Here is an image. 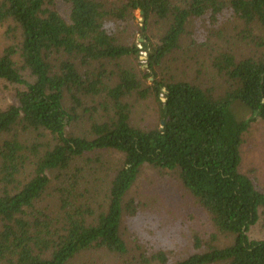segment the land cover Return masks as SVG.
Listing matches in <instances>:
<instances>
[{
	"label": "trees",
	"instance_id": "1",
	"mask_svg": "<svg viewBox=\"0 0 264 264\" xmlns=\"http://www.w3.org/2000/svg\"><path fill=\"white\" fill-rule=\"evenodd\" d=\"M58 1L0 0V26L14 38L0 54V80L23 86L0 111V264H72L92 251L126 257L125 216L139 210L128 197L148 167L176 174L233 243L195 236L189 258L142 252L139 264H264V240L248 236L264 214V190L240 170L244 138L264 121V0H123L115 11L61 0L69 21ZM136 11L141 50L114 30ZM156 18L164 32L154 44L147 27ZM195 20L217 40L235 23L237 47L212 49L227 88L220 97L156 72ZM142 53L143 76L127 62ZM135 95L157 101L159 127L134 126Z\"/></svg>",
	"mask_w": 264,
	"mask_h": 264
},
{
	"label": "rangeland",
	"instance_id": "2",
	"mask_svg": "<svg viewBox=\"0 0 264 264\" xmlns=\"http://www.w3.org/2000/svg\"><path fill=\"white\" fill-rule=\"evenodd\" d=\"M100 1L111 11H115L123 3V0ZM57 8L60 15L69 21L67 8L63 1H58ZM134 15L135 20L130 22L129 26L125 28L116 26L114 30L124 38L127 44L137 45L141 50L144 47L142 44L144 36L141 32L144 19L141 11L134 12ZM198 21L195 20L194 26L189 27L184 34L182 49L166 59L156 72L159 78L165 81L194 83L203 88L212 89L214 96L220 97L227 88L224 77L220 76L218 71L211 66L210 61L217 55L212 49L224 51L237 47L233 44V41L238 42L235 39L238 35L233 34L235 23L228 21L229 29H223L224 35L217 40L211 36L210 29L197 30ZM8 26H0V54L14 42V38L6 34ZM163 32L164 21L156 18L148 24L147 34L154 44L158 43ZM239 37L243 39L242 36L239 35ZM200 43L202 46L199 45ZM146 59L147 54L142 53L139 59L130 58L127 62L139 75L143 76L142 73H146L148 67ZM152 81L153 79L150 78L146 84L149 85ZM19 88L22 89L23 86L12 85L0 80V111L16 103L15 94ZM133 103L132 123L134 126L153 129L161 125L159 105L154 98L140 100L135 95ZM79 112L82 113L81 110ZM91 113L86 114L88 118ZM241 154V172L254 178L257 185L264 190V121H258L246 134ZM128 199L129 201L134 200V205L139 209L137 216H125V223L122 227V234L129 248L128 255L121 259L107 252L92 251L81 255L72 264H121V260L139 264L136 259L142 252L159 250L166 252L170 263H176L189 258L196 252L195 236L206 242L212 235L218 234V243L221 248L233 243V238L217 231L205 209L197 204L176 174L160 172L150 167L145 168L133 185ZM248 236L251 240H264V214L261 215L260 221L250 229Z\"/></svg>",
	"mask_w": 264,
	"mask_h": 264
},
{
	"label": "water",
	"instance_id": "3",
	"mask_svg": "<svg viewBox=\"0 0 264 264\" xmlns=\"http://www.w3.org/2000/svg\"><path fill=\"white\" fill-rule=\"evenodd\" d=\"M165 101V100H164Z\"/></svg>",
	"mask_w": 264,
	"mask_h": 264
}]
</instances>
